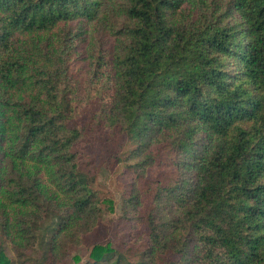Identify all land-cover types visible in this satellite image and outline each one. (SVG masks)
I'll list each match as a JSON object with an SVG mask.
<instances>
[{
    "label": "trees",
    "instance_id": "16d2710c",
    "mask_svg": "<svg viewBox=\"0 0 264 264\" xmlns=\"http://www.w3.org/2000/svg\"><path fill=\"white\" fill-rule=\"evenodd\" d=\"M73 23L110 30L113 49ZM58 27L57 63L84 47V89L19 50ZM94 128L126 135L137 174L165 142L177 178L153 196L138 260L107 244L86 264H264V0H0V264L13 235L39 250L20 264H54L55 238L102 216L75 150ZM45 184L63 208L40 231Z\"/></svg>",
    "mask_w": 264,
    "mask_h": 264
},
{
    "label": "rangeland",
    "instance_id": "374dc122",
    "mask_svg": "<svg viewBox=\"0 0 264 264\" xmlns=\"http://www.w3.org/2000/svg\"><path fill=\"white\" fill-rule=\"evenodd\" d=\"M72 27L81 39L91 36L96 47L113 49L114 37L110 30L100 25L83 23H73ZM63 30V27H58L47 34L27 35L21 40L19 50L28 55L27 66L30 69L65 66L68 74L76 80L78 88L84 89L87 86V75L82 65L83 46H79L75 52L66 53L62 62L57 63L56 56L61 50ZM44 52L52 56L51 61L43 56ZM90 134V137L85 136L76 146V158L79 168L92 180L90 188L95 192L103 214L95 225L77 219L55 238L52 253L54 264H86L93 246L107 244L127 256L130 261H136L147 246L148 228L145 220L153 208V196L158 187L166 186L177 178L176 170L171 164L174 156L165 142L153 145L149 148V156L153 160L151 165L145 169L142 167L137 174L124 162L129 150L134 148L125 134L111 128H94ZM45 186L46 192L42 197L53 213L45 218L40 231L55 227V213L63 208L60 196L51 186ZM133 193L140 204L136 209L126 206L127 199ZM31 212L28 210L25 216ZM13 236L1 243L2 252L9 259V264H20L26 257H38L36 245L32 246L30 242L25 243ZM164 259L165 257L156 259V264H162Z\"/></svg>",
    "mask_w": 264,
    "mask_h": 264
}]
</instances>
